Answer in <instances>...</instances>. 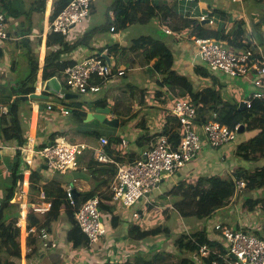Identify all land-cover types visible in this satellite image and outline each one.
I'll return each instance as SVG.
<instances>
[{
	"label": "trees",
	"instance_id": "obj_1",
	"mask_svg": "<svg viewBox=\"0 0 264 264\" xmlns=\"http://www.w3.org/2000/svg\"><path fill=\"white\" fill-rule=\"evenodd\" d=\"M264 2V0H259ZM47 0H32L27 3L25 0H0V12L4 13L10 24L21 20V24L16 33L19 35H31L30 22L34 12H44ZM53 6L50 15V21H53L60 12L69 4L70 0H53ZM148 0H115L110 7L113 13L112 18L109 16L102 25L85 29L82 36L77 37L74 41L69 40V36L61 34H49L46 39V47L48 55L42 71L43 83L53 77L66 86L63 80L66 68L74 65V60L66 58L78 48L93 47L98 42L97 35L113 34L115 35L121 30L126 29L130 25L138 23H146L157 15V9L163 11V14L170 12V8L166 6L150 7ZM148 6V7H147ZM147 7V8H146ZM167 19V16H165ZM263 21V20H262ZM233 28L226 32L225 26L218 29L208 28L203 25L202 21L196 18L182 17L181 24L174 27L175 31L189 30L191 37L197 38H213L216 40L224 39L227 47L236 51L247 50L251 52L249 65L259 66L264 61V57L259 53V48L253 45L251 37L246 32L245 24L236 20ZM262 22L259 26L262 27ZM13 28V27H12ZM113 28V30H112ZM40 34L42 30H39ZM38 32V33H39ZM262 38L264 31L255 30ZM261 32V34L259 33ZM9 33V31H8ZM16 35V34H15ZM104 47V46H103ZM109 52L127 54L129 52H141L148 64L161 75L162 79L158 81L159 87L164 85L177 86L184 89L189 98L196 104L197 113L195 121L199 124L209 122H217L227 126L229 129H235L239 125L244 126L245 132L255 131V135L248 142L240 145V151L249 161H263V165L257 166L253 170L235 169L228 170V178L220 175H202L194 181H188L179 177V181L162 195L156 197L161 199H173L172 210L176 211L182 218H195L202 223L198 224L196 231L192 233H182L174 240L173 251L163 249L167 238L171 237L173 232L168 226L157 225L152 228H143L139 222H133L128 226V237L137 242L153 239L155 245L137 252L133 256V260H127L122 264H209L213 259H217L214 255L202 262L196 261L193 252L200 246H208L216 249L219 253L225 254L226 250L221 244L220 237L216 238L215 232L210 227L216 221H220L216 216L225 213L229 215L231 210L240 202L251 213L259 211L264 213V98L252 99L251 106L246 104L240 105L244 98H236L230 94H226L223 90L227 80L243 81L246 79L241 77L230 78L229 76L213 72L207 66H196L194 72L202 79L212 80V84L202 89L195 88L192 79L185 74L180 73L175 68L174 52L164 40L159 36L141 35L131 39L128 45L120 46L118 43L106 44ZM29 49H25L27 51ZM101 52L98 54H101ZM2 53L0 52V59ZM33 58V59H32ZM30 59L26 73L16 82L0 85V104L7 106V115L9 117V125L0 130L2 141H16L18 145H24L26 142L19 118L20 105L28 100L22 99L21 96H29L36 92V82L39 72V61ZM105 59V58H104ZM251 75L256 74L255 69L250 70ZM103 79L95 78L92 84H101ZM67 87V86H66ZM43 95H49L43 91ZM235 98V99H234ZM45 100H42L44 102ZM86 102H73L66 104L65 107L71 112L72 118L76 119V126L73 135L81 136L86 145L99 148V141L102 137L108 139V143L104 146L106 154L112 158V162H99L93 158L89 162H83L87 172L92 178L93 187L79 196H75L76 207H72L68 198L66 189H64L59 180L53 178L44 180V176L40 170L33 169L30 176V188L33 193L43 197V201L50 203V209L39 214L34 208H30L27 214V230L33 226L46 228L51 233L54 223L58 222L62 216H65L70 230L67 234V242L74 250H89V240L85 233L82 232L76 221L77 208L83 203L94 197L100 198V207L109 217L107 222L108 233L111 228L116 229L126 220L122 215H118L116 207L111 204V195L109 191L110 184L117 174L118 167L116 163L134 162L138 159V153L127 151L123 148V136L107 135L99 128L86 127V118L88 110ZM57 103L53 102V108L57 107ZM109 102L105 99H98L90 105L92 109L105 108ZM168 116L161 134L149 135L144 134L133 141L134 145L142 148H148L152 140L158 135H169L175 128H180L175 114L170 109H166ZM141 109L133 110L128 108L127 113L116 112V117L120 119V125L124 127L127 123L137 118ZM244 134V133H243ZM240 135V134H239ZM238 135V136H239ZM238 139V138H237ZM232 145V144H231ZM236 146H234L235 148ZM140 154V153H139ZM224 154V153H223ZM21 166V156L18 154L12 165L13 184L7 189L5 198L3 199L2 209L0 211V264H19L21 259V230L16 225L21 217L20 211L14 209L12 199L15 195V188L18 182L24 178ZM182 172V171H181ZM180 172V173H181ZM244 180L246 186L243 190L238 187V181ZM209 185L210 187H206ZM257 191L256 196H251L248 192ZM156 205L155 202L148 206V210L152 211ZM126 215V214H125ZM221 222V221H220ZM224 226L239 229L240 224L233 220H227ZM244 229L258 237L264 239V227H257L254 224L243 225ZM163 236V238L161 237ZM43 239L38 233H28L26 238L27 253L26 258L31 259L40 253V247H43ZM45 249V248H44ZM177 254V255H176ZM173 257L178 259L177 263L170 262ZM222 262V261H220ZM52 264H58L54 262ZM60 264V263H59Z\"/></svg>",
	"mask_w": 264,
	"mask_h": 264
},
{
	"label": "crops",
	"instance_id": "obj_2",
	"mask_svg": "<svg viewBox=\"0 0 264 264\" xmlns=\"http://www.w3.org/2000/svg\"><path fill=\"white\" fill-rule=\"evenodd\" d=\"M25 1L29 3L28 0ZM148 1V5L150 7L155 8L156 6H166L171 10L170 12H166L165 14H163V11L157 9V15L146 23L130 25L129 27L119 31L115 35H98V42L94 43L91 49L80 47L77 50L66 55V58H68L69 60L78 62L87 56L100 53L101 49H103V52L101 54L110 58V63L114 66L115 76L107 78L104 80V82L98 84L102 88L100 92L85 94V96L88 97L85 101L81 99L80 95L82 94L64 86L59 80V82L63 86L64 94H69L71 97L69 99L63 98L62 102L57 105H63L65 107L66 104H71L73 102H86L89 103L86 106L88 113H93L95 109L93 110L90 106L92 102L98 99H105L109 102V105L105 108L110 109V114L106 115L107 118H118L114 113V109L116 110V112H123V114L127 113L129 107H131L133 110L141 109L138 117L127 123L124 127L120 125L118 128H113L114 130H112L110 133L104 130L106 131L105 133L107 135L109 134L123 136L124 141L127 142V145L123 146V148L127 151L138 153V156L143 149L134 145L133 141L144 134H161L168 116L166 109L168 108L171 110L174 103L178 100L190 98L187 92L180 87L168 84L164 85L163 87H159L158 81L162 79L161 75L153 69L151 64L147 63L141 52H129L127 54H122L121 52H109L108 47H105L106 44L118 43L120 46H126L129 44L131 39L139 37L141 35H153L164 38V40L174 52V64L177 71L190 77L194 83L195 88L198 89H202L206 86L211 85L212 80L202 79L194 72V68L196 66L206 65L197 52L195 44L191 39L190 31L183 30L179 32L174 30L175 26L181 24L182 17L189 16L192 19L196 18L200 20L201 16L208 15L209 19L213 20L214 23L210 25L208 24V21H202L204 22L203 25H210L211 29L215 30L222 26H225L226 32H229L233 28L236 20L242 21L245 24L246 32L251 37L250 40L253 42V45L259 48V53L262 57H264V39L262 40V37H260L258 33L254 32L255 30H260L261 32L264 31V26H259L264 17V13H262V11L259 9L258 4H256L259 0H245L238 3L226 0H187L184 3V10L182 9V5H179L180 7H178L177 5V2L182 4L183 0ZM53 3V0H49L44 12H34L33 19L30 22L31 35L29 36H23L21 34L18 35L16 32H19V25L9 23V39L4 41L3 43H0V52L2 53V57L0 59V85L6 83L9 84L10 82H16L18 79L24 76L22 73L24 65H22L21 60L19 61V57L21 59V54L23 53L22 51L26 48L29 49L27 51H24L28 59L27 64H29L30 59L34 57V60L39 61V63L43 64L44 66L45 58L48 55V50L46 47L47 36L44 37V26ZM110 7L108 9V13L110 12V17L112 18L113 13L111 12ZM197 10L199 11L198 15H196ZM184 11L187 12L186 15L183 13ZM165 16H167V19ZM88 21L89 18L83 24L71 28L68 35L70 37L69 40L74 41L79 34H81L80 36H82L84 30L87 29L86 26L90 25ZM152 23H154L155 25L154 28H146V31L157 32L155 34H146L142 31V28H133L137 25L146 26L151 25ZM102 24L103 23L99 25ZM40 29L42 30L41 34L39 32ZM167 29L173 31V34H167ZM158 33L160 35H164L160 36ZM15 34L18 36H16ZM14 36H16V38ZM35 38L37 39L35 40ZM221 40L225 41L224 39ZM27 64L25 65L27 66ZM42 71L43 68L39 71L36 88L38 87V84L40 82L43 83ZM118 71H124V75H117L116 73ZM63 80L65 81V75L63 77ZM225 83L228 86H225L223 90L225 92H231L233 88H236L234 89V91H237L235 95L243 94V90L237 87L238 83L247 85L248 87H246L248 89L253 88L249 81H245V83H243V81H233L226 79ZM37 92L39 93L38 90ZM46 96H48L47 101L41 102V104H39V100H28L20 105L19 118L21 121L24 138L26 140L24 145L20 146L16 141L4 143L0 136L1 201H3V199L5 198L8 187L12 186L13 184V174L11 169L18 154H20L21 156L20 168L23 169L24 172V178L16 185L15 195L12 199V203H14V209L16 211L20 210L21 213V217L19 218L16 225L21 230L20 242L22 257L20 260H18L19 264H25L27 259V214L29 213L30 208H34L36 206L40 207V204L45 203L43 201V194V196H40L37 193H33L31 191L30 176L32 170L34 168L40 170L41 174L44 176V180H50L53 178L59 180L64 189H66L68 184L73 183L75 196H79L83 192L89 191L94 186L92 183V178L87 172L83 162H89L93 158H95L96 148L86 145V150L80 159L79 171H68L65 174L55 173L50 170L44 158H42L36 152L37 150H41L42 148L49 146V144L54 141V137L56 135H61L66 142L85 144L81 136L73 135V131L75 129L77 121L76 119L72 118L71 112L68 115H63L58 112V107L54 108V111L48 110L47 106L53 105L52 100L54 96ZM248 97L249 93H246V96H243L244 99H242L241 101L248 99ZM43 103L46 104V108L41 109L40 107ZM37 104L39 105L38 109L35 108ZM7 111V106L3 103L0 104V130L9 125V117L7 115ZM85 122L86 127L88 128H98L97 124H100L99 121L95 119L89 121L85 120ZM100 125L102 126V124ZM255 133L256 132L253 131L249 132L250 136H247L248 133H245L242 136L249 137L251 139V137L254 136ZM159 136L161 135L156 136L152 140V142H155ZM239 138L237 139L235 144L227 145L221 149H217L221 151L219 155V152H217V150H213L214 152H212V150L210 149L204 150L202 154L197 158V160L195 159L196 162L194 166H192V164H188L181 173L171 178L172 180H175L174 182L171 181L166 188L158 191L154 196H152L153 203L155 202L154 197H156L158 194L162 195L164 194V192L170 190L172 186L175 185L177 181H179V177L182 179H186V175L191 172L194 174H201L200 176H222L225 170L233 171V169H235L233 166L234 160H230V158L233 155L232 151L235 150L234 146L239 144ZM243 160L244 166L242 167L244 168L242 169L253 170L257 166L263 165V161H249L245 158V155L243 156ZM74 180L76 181L73 182ZM239 181H243L245 183V181L242 179ZM245 186L242 189H239L243 190ZM62 218H65V216H62ZM216 218H218L223 224L226 223L227 220H233L242 225L254 224L259 228L264 227V213L259 212L258 210L251 213L249 210H247L242 201L231 210V213H229V215L223 213L216 216ZM119 227H121V225ZM210 228L212 231L213 227ZM115 230L117 231V229L111 228L109 230L111 232H109L106 238L103 239L106 240L107 245H109V239L112 237L111 235ZM215 236L216 238H218V234H216ZM121 241H118V238L116 237H112V243H116V245L118 246L123 245V241Z\"/></svg>",
	"mask_w": 264,
	"mask_h": 264
},
{
	"label": "built area",
	"instance_id": "obj_3",
	"mask_svg": "<svg viewBox=\"0 0 264 264\" xmlns=\"http://www.w3.org/2000/svg\"><path fill=\"white\" fill-rule=\"evenodd\" d=\"M97 0H70L69 4L60 14L50 21L51 10L44 26V37L49 34H61L68 36L71 28L83 24L92 14L93 5ZM234 3L245 0H226ZM201 21L214 22L208 15L200 17ZM113 30V28H112ZM167 34L173 31L167 29ZM9 39L8 19L0 12V43ZM198 54L205 65L213 72L223 73L230 78L241 77L249 81L253 90L244 100L247 107L251 106L252 99L264 98V61L259 66L249 65L251 52L247 50L236 51L227 47L223 40L213 38L191 37ZM43 68V64H39ZM255 69L256 74L251 75L250 70ZM39 69V70H40ZM124 75V71L116 73ZM66 86L80 94L97 93L102 90L98 84H92L95 78L107 79L115 76L114 66L108 64L102 54L87 56L64 71ZM43 83L40 85L39 97L43 95ZM38 87L36 88L37 93ZM64 97L62 91L58 98ZM34 101V100H33ZM42 100L39 98V104ZM58 112L68 115L70 112L63 105H59ZM48 110L54 111L53 105L47 106ZM180 124L169 135L159 136L155 142H151L148 148L142 150L134 162L116 163L118 171L112 180L109 191L111 204L116 210L131 211L135 221L148 219V206L153 204V197L166 180H170L183 171L186 166L197 159L204 150H217L227 145L235 144L238 138V128L229 129L217 122L199 124L195 121L197 106L190 99H181L174 103L171 108ZM108 143L106 137H102L99 148L95 149V159L99 162L115 161L110 158L104 146ZM1 145V141H0ZM127 142L123 141V146ZM86 144L66 142L61 135H56L54 141L36 152L46 159V164L55 173L65 174L68 171L77 172L80 169V159L84 154ZM74 180L73 182H75ZM245 186L243 181H238V187ZM67 198L72 207H76L73 183L66 187ZM43 196V195H42ZM44 197V196H43ZM100 198L94 197L77 208L76 221L83 233L88 237L89 248L101 243L107 236L108 217L100 207ZM3 203L0 200V211ZM51 207L50 203H44L43 207H34L35 212L43 214ZM213 231L218 234L225 254L208 246H200L193 252L196 261L202 262L214 255L209 264H264V239L249 233L240 224L239 229L224 226L220 221L213 225ZM28 233H38L43 239L45 249L55 248L51 233L46 228L38 229L33 226ZM222 261V262H220Z\"/></svg>",
	"mask_w": 264,
	"mask_h": 264
},
{
	"label": "rangeland",
	"instance_id": "obj_4",
	"mask_svg": "<svg viewBox=\"0 0 264 264\" xmlns=\"http://www.w3.org/2000/svg\"><path fill=\"white\" fill-rule=\"evenodd\" d=\"M49 0H47L46 2V6ZM114 0H97L94 5H93V9H92V14L89 17V23L90 25H87V29H90L94 26H97L101 23H105L107 20V17L111 16L110 12L108 13V9L111 6V4L113 3ZM178 1V0H175ZM187 0H183V3L180 4L179 2H177L178 7H180L179 5H182V9L184 10V3ZM28 2H31V0H28ZM259 9L262 11V13H264V2H260L257 1ZM185 15L187 14V12H183ZM199 11L197 10L196 15H198ZM109 15V16H108ZM34 16V15H33ZM33 16L31 17L33 19ZM22 21H25V18L22 17V19L15 21V25H21L23 23H21ZM199 20V19H198ZM201 21V20H200ZM209 24V22H208ZM262 24L264 26V17H263V21ZM9 25V22H8ZM154 23H152L151 25H137L136 27L133 28H142V31L145 32L146 34L151 33V34H155L157 32H150V31H146V28H154ZM208 28H211L210 25L207 26ZM142 33V32H141ZM261 34V32H259ZM159 34V33H158ZM81 34L77 35L80 36ZM160 35V34H159ZM164 34L160 35L163 36ZM262 35V34H261ZM264 35V33H263ZM18 36V35H16ZM16 36H14L16 38ZM98 36V35H97ZM96 36V38H97ZM261 37V36H260ZM37 38H35L36 40ZM262 40L264 38H261ZM47 54V53H46ZM22 61V65H24L23 67V75H25L26 70L28 68V66L30 64H27V57H26V53H22L21 54V59L19 57V61ZM27 64V66L25 65ZM40 71V70H39ZM39 74V72H38ZM225 86H228L227 84ZM232 86V85H231ZM247 85L245 84H237V87L239 89L243 90V94L242 95H235V93H237V91H234L233 88L232 91H228L226 92V94H230L233 97H240L243 98V96H246V93H249V96L253 90V88H247ZM236 87V85H235ZM242 93V92H241ZM82 100H87V96L85 95H80ZM235 99V98H234ZM47 101V100H45ZM53 102L59 104L60 101L55 100L53 98L52 100ZM96 127V126H95ZM98 128H101L103 131L106 130L109 133L114 130L111 127H106L104 125H100L97 124ZM104 131V132H106ZM248 133L247 136H250L249 132H245L244 134ZM244 134H240L238 136L239 138V144L235 145V150L232 151L233 155L230 158L234 160V168L235 169H242L244 167V160H243V153L240 151V145L242 144L243 140L244 142H248L249 141V137H243L242 135ZM244 138V139H243ZM86 150V149H85ZM84 150V151H85ZM212 152H214L212 150ZM218 155L221 153V151L217 150ZM225 153V152H224ZM83 156V155H82ZM197 160V159H196ZM195 160H193L192 162L189 163L192 164V166L195 165ZM233 169V170H235ZM228 171L225 170V172L222 174V176L224 178H228V176L226 175ZM201 174H194V173H189L186 175V179L189 181H193L195 180L197 177H199ZM171 181H175V180H166L165 183L162 186L163 190L164 188H166ZM178 182V181H177ZM176 182V183H177ZM206 187H210L209 185H206ZM257 191L253 190L252 192H248L249 195L251 196H256ZM165 193V192H164ZM154 201L156 205L159 206H155L153 208L152 211L149 210V215L147 216L148 219L146 220H141V221H135L132 218L131 215V211L129 210H125L124 212H122V210H116L118 215H122L126 220L129 221H125L122 223L121 227L116 228L117 231L115 230L112 233V237H116L118 238V241H121L123 243V245H116V243H112V237L109 239V242L107 245L106 240H102L101 243H98L97 245L93 246L92 248H90L89 250L87 249H81V250H74L71 248V246L69 245V243L67 242V234L70 230V225L67 223L65 218H62L61 220H59L58 222H56L53 226L51 235L53 237L54 242L57 244V246L55 248H51V249H44L42 248V246L40 247V253L39 255L34 256L31 259H26V263L25 264H52L54 262H57L58 264H122L127 260H133V256L135 253L140 252L142 250L146 251V248H150L151 246H154L155 244L152 242H148V241H152L153 239H148L145 241L137 242L135 240H132L128 237V226L133 223V222H139L143 228H152L155 227L157 225H165L168 226L170 231L173 232L172 236L167 238V242H165L163 249H167L168 250H172V253H177L176 250L174 249V240L182 233H192L194 231L197 230L198 228V224L202 225V223H200L201 221L195 219V218H189V219H185L182 218L176 211L172 210V202L173 199H161L158 197H154ZM241 202V201H240ZM239 202V203H240ZM40 207H43V204L39 205ZM38 207V206H36ZM18 211V210H17ZM20 211V210H19ZM126 214V215H125ZM128 224V225H127ZM163 238V236H161ZM106 238V237H105ZM104 238V239H105ZM168 246V247H167ZM167 247V248H166ZM152 248V247H151ZM27 252V251H26ZM177 255V254H176ZM172 263H177L178 259L176 257H173L171 259ZM163 264V263H162ZM166 264V263H164Z\"/></svg>",
	"mask_w": 264,
	"mask_h": 264
},
{
	"label": "water",
	"instance_id": "obj_5",
	"mask_svg": "<svg viewBox=\"0 0 264 264\" xmlns=\"http://www.w3.org/2000/svg\"><path fill=\"white\" fill-rule=\"evenodd\" d=\"M202 23H204V22H202ZM104 58L108 64H111L109 57L104 56ZM42 86H43V91L47 92L50 96H54V99L60 101V103L62 102V98H58V96L63 91V86L59 82L57 77H53V78L45 81ZM70 97L71 96L69 94H64L63 98L69 99ZM21 98L25 99V100H35L36 94L33 93L29 96H21ZM39 98H40V100H47L48 96L41 95ZM244 104H246L245 101L240 102L241 106H243ZM40 108L41 109L46 108V104L43 103ZM107 114H110V109H108V108H96L93 113L87 114L86 120L89 121V120L95 119V120L99 121V123L102 125H105V126H108L111 128H118L120 126L119 119L118 118H107V116H106ZM238 133L239 134L244 133V126L243 125H239ZM46 161L47 160L45 159V162Z\"/></svg>",
	"mask_w": 264,
	"mask_h": 264
},
{
	"label": "bare ground",
	"instance_id": "obj_6",
	"mask_svg": "<svg viewBox=\"0 0 264 264\" xmlns=\"http://www.w3.org/2000/svg\"><path fill=\"white\" fill-rule=\"evenodd\" d=\"M41 36V35H40ZM40 85H41V82L38 84V91L40 90ZM35 100H39V93L37 92L36 93V99ZM35 108H39V105L37 104L36 106H35Z\"/></svg>",
	"mask_w": 264,
	"mask_h": 264
}]
</instances>
